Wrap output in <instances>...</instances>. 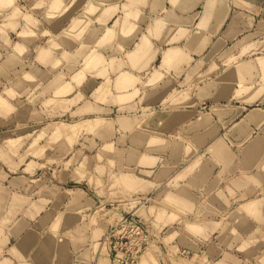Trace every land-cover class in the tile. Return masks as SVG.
I'll list each match as a JSON object with an SVG mask.
<instances>
[{"label": "crops", "instance_id": "0c3cea01", "mask_svg": "<svg viewBox=\"0 0 264 264\" xmlns=\"http://www.w3.org/2000/svg\"><path fill=\"white\" fill-rule=\"evenodd\" d=\"M186 7L0 0V51L42 67L43 58L51 66L83 64L95 50L114 63L115 80H143L127 93H137L130 124L153 129L132 137L148 152L131 154L130 176L121 187L116 177L113 198L134 206L135 194L152 195L157 211L145 217L149 224L178 225L156 254L160 264H264V11L254 30L259 51L244 54L256 43L250 14L224 8L194 15ZM143 37L146 55H136ZM65 179L52 184L0 170V264H112L98 244L103 224L91 223L106 212L107 192L67 187Z\"/></svg>", "mask_w": 264, "mask_h": 264}, {"label": "rangeland", "instance_id": "374dc122", "mask_svg": "<svg viewBox=\"0 0 264 264\" xmlns=\"http://www.w3.org/2000/svg\"><path fill=\"white\" fill-rule=\"evenodd\" d=\"M169 3L172 10L182 8L185 3L187 13L194 15L224 8L230 12L244 11L255 22L252 31L257 29L264 11V0H169ZM152 31L148 30L150 36ZM190 34L187 33V38ZM257 37V32L251 35V41L256 38V43L244 54L259 51ZM142 42L145 44L136 55H146L145 37ZM95 53L93 50L83 64L51 66L49 59H38L42 63L39 67L34 58H8L6 52L0 51V170L12 178L26 172L34 180H48L52 184L58 182L59 176H65V180L70 179L67 187L80 186L92 193L105 190L107 210L99 216L95 213L99 209L91 208L95 213L91 223L103 224L100 225L105 233L98 244L112 264H160L156 254L162 255L169 244L166 233L170 228L177 231L178 225L149 224L145 217H153L157 211L152 206V195L135 194L129 199L134 206L113 198L116 177L121 187L125 186L123 177L130 176L131 154L148 152V146L137 145L132 137L140 133L152 135L153 129L146 124H130L133 115L130 105L136 101L137 93L134 97L127 93L133 87L132 82L136 86L144 81H132L128 74L115 80L114 63ZM122 53L119 50L117 54ZM92 55L100 57V61L92 62ZM91 198L98 203L97 198L92 195ZM119 208L126 210L123 216L118 213ZM170 241L174 243L173 239Z\"/></svg>", "mask_w": 264, "mask_h": 264}, {"label": "built area", "instance_id": "2783aa9c", "mask_svg": "<svg viewBox=\"0 0 264 264\" xmlns=\"http://www.w3.org/2000/svg\"><path fill=\"white\" fill-rule=\"evenodd\" d=\"M126 222V221H125ZM117 264H122V263H117Z\"/></svg>", "mask_w": 264, "mask_h": 264}]
</instances>
